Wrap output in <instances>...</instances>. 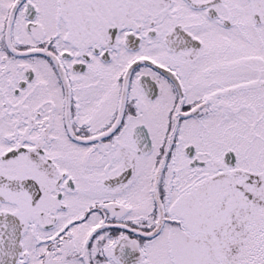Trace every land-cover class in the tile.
<instances>
[{"label": "snow or ice", "instance_id": "6c2138e0", "mask_svg": "<svg viewBox=\"0 0 264 264\" xmlns=\"http://www.w3.org/2000/svg\"><path fill=\"white\" fill-rule=\"evenodd\" d=\"M0 264H264V0H0Z\"/></svg>", "mask_w": 264, "mask_h": 264}]
</instances>
